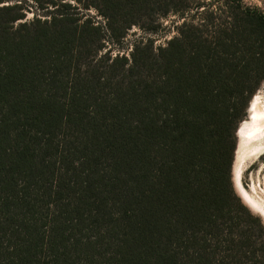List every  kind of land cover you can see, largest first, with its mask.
Returning a JSON list of instances; mask_svg holds the SVG:
<instances>
[{
  "label": "trees",
  "instance_id": "1",
  "mask_svg": "<svg viewBox=\"0 0 264 264\" xmlns=\"http://www.w3.org/2000/svg\"><path fill=\"white\" fill-rule=\"evenodd\" d=\"M23 1L42 14L0 5V264H264V224L231 176L264 80V12ZM169 15L164 45L120 53Z\"/></svg>",
  "mask_w": 264,
  "mask_h": 264
},
{
  "label": "rangeland",
  "instance_id": "2",
  "mask_svg": "<svg viewBox=\"0 0 264 264\" xmlns=\"http://www.w3.org/2000/svg\"><path fill=\"white\" fill-rule=\"evenodd\" d=\"M246 4L257 6L264 12V0H243ZM21 2V3H20ZM20 4L25 13V20L29 21L36 12L33 4L23 0H3L0 5ZM42 14L40 12H36ZM99 22V18L93 10L86 12ZM23 19V20H24ZM164 27L163 32L148 34L137 27L128 30L122 41L120 53L128 55L134 41L151 38L155 47L164 45L167 40L176 35L175 26L180 20L175 15H169L161 20ZM17 22L14 24L16 25ZM253 104L264 106V80L255 92L248 109V115L239 124L237 129V147L235 150L231 176L232 184L236 194L243 203L257 215L264 224V138L247 139L244 137L246 127L251 123V111Z\"/></svg>",
  "mask_w": 264,
  "mask_h": 264
},
{
  "label": "bare ground",
  "instance_id": "3",
  "mask_svg": "<svg viewBox=\"0 0 264 264\" xmlns=\"http://www.w3.org/2000/svg\"><path fill=\"white\" fill-rule=\"evenodd\" d=\"M244 137L250 140L264 138V106L253 104L251 123L246 127Z\"/></svg>",
  "mask_w": 264,
  "mask_h": 264
}]
</instances>
